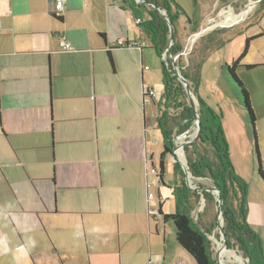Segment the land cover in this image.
I'll use <instances>...</instances> for the list:
<instances>
[{"label": "rangeland", "instance_id": "obj_1", "mask_svg": "<svg viewBox=\"0 0 264 264\" xmlns=\"http://www.w3.org/2000/svg\"><path fill=\"white\" fill-rule=\"evenodd\" d=\"M175 1L183 8L174 22L176 40H183L185 47L183 61L179 64L186 66L190 62L191 71L194 67L200 71L199 94L217 113L222 115V128L228 142L231 161L236 174L246 185L244 197L246 221L261 238L264 250V178L259 173V161L255 148L256 136L264 170V36L251 41L248 53L236 70L238 77L250 93L256 116L254 125L245 106L241 88L227 68V64L237 59L243 51L246 38L264 30V0L255 3L254 7L246 11L243 10L246 9L245 4L248 0ZM173 14H177L175 9ZM232 17L235 21L231 20ZM203 29L206 31L204 32ZM196 30L197 35L194 33ZM185 37H188L187 41L183 39ZM144 39L146 40V37ZM174 42L175 40L173 44ZM147 43L149 47L147 46L148 48L143 51L142 64L139 48L119 50L121 54L117 61V69L119 79L129 82L137 90L138 99L129 97L128 105L140 114L141 121L144 117L146 122L144 145L146 141L147 151L153 155L155 166L159 167L163 138L157 122V114L158 103L163 93L161 66L163 59L157 55L151 43ZM247 65H254V67L247 68ZM143 67L142 77L141 68ZM142 79L144 88H151L156 92L155 96L145 100L144 108ZM194 97L197 101L195 95ZM169 111L171 115L178 113L172 108ZM53 121L55 141L53 165H56V162L60 163V154L58 158L57 150L63 149L64 160L68 154L72 153L77 158L74 163L80 172L83 169H94L97 179H77L76 185H60L57 179L54 184L53 182L50 184L49 180L38 182L47 184L52 189L50 193L46 187L42 192L47 204L52 209L56 207L58 214H43V220L61 251L59 254L57 248L51 246L44 235L35 236L34 258L38 264H185L180 257L182 252L179 249L185 250L176 239L173 220L164 222L163 217H160L157 221L153 218L149 221L147 216V208L153 212L158 206L159 195L162 199L163 212L165 214L176 212L177 201L174 191L175 184L177 182L181 184L179 177L191 191L188 200L189 215L193 222L201 227L209 240L214 263L220 264L217 261L220 253H217L218 245L214 237L221 242L224 241L219 228L220 225L225 224L223 211L221 216L218 213L221 196L220 191L218 194L205 190L211 193L210 196L205 197L204 190L201 191L199 187L213 188L211 178L209 176L195 177L190 171L187 156L193 155L190 149L196 142L185 145L182 159L177 152L178 161L174 162L171 155L166 156L165 184L160 181L156 184H146V180H143L146 198L150 193L154 197L152 200L148 198L147 205H141L142 191L137 188V179H133L135 176L128 171L129 179H122L124 174L119 163L112 162L111 156L104 155L102 144L105 136H100L98 133L95 119L60 122L53 118ZM61 125L86 126V128L82 129L81 133H76L72 141L69 139L61 141L57 135V129ZM194 126L197 127L195 121L191 129ZM178 136H175V145H178ZM111 138L118 139L115 134ZM186 147L189 148L188 152L185 150ZM205 147L212 157L210 147ZM197 148L202 153L204 147ZM100 150L102 152L99 157ZM69 162L68 160L63 162L64 169ZM174 164L180 169L179 177L175 172ZM183 166L188 168V182ZM148 172L150 173L149 182L152 183L155 175L150 163ZM63 180L66 184H71L70 181ZM70 187H76V189L70 190L68 189ZM54 194L57 195L56 201L53 199ZM72 195L78 198L75 201L66 198ZM83 196L89 199L84 201ZM70 209L80 210L81 213H71ZM20 215L37 217L36 213H20ZM95 238H104V244H94ZM3 239L4 237L0 235V240L3 241ZM227 241L228 249L236 250L242 256L244 264H249V259L242 255L238 245L229 239ZM220 255L222 257V254ZM10 257L13 261L17 259L14 253H11ZM29 259L31 264H36L33 258ZM192 260L194 264H197L194 258Z\"/></svg>", "mask_w": 264, "mask_h": 264}, {"label": "crops", "instance_id": "obj_2", "mask_svg": "<svg viewBox=\"0 0 264 264\" xmlns=\"http://www.w3.org/2000/svg\"><path fill=\"white\" fill-rule=\"evenodd\" d=\"M64 1L65 9L58 14L56 0H0V235L4 237L0 240V264H31L29 258L38 264L34 242L39 234L61 253L43 220V214H58L42 192L46 187L50 193L52 189L39 181L54 184L57 179L60 185H76L77 179H97L94 169L80 172L72 153L64 160L63 149L57 150L60 163L53 165V118L60 122L95 119L98 133L105 136L104 155L119 163L122 179H129L128 171L135 176L137 188L142 191L141 205L148 203L143 180L146 184L159 182L153 155L148 153L146 141L144 145V117L141 121L140 114L128 105L129 97L138 99L137 90L119 79L117 69L119 50L139 48L142 64L143 51L148 48L119 46V40L141 43L149 39L136 22L130 4L123 0ZM250 2L243 11L255 6L248 7ZM61 38L73 48L61 50ZM143 72L144 67L142 77ZM147 98L142 97L143 108ZM85 128L61 125L57 135L61 141H72ZM113 134L117 140L111 138ZM66 160L70 162L64 169ZM149 163L155 175L152 183ZM66 198L75 201L78 196ZM53 199L56 201V194ZM83 199L87 201L89 197ZM20 213H36L37 217ZM93 242L100 245L105 239L95 238ZM179 250L185 264L193 263L185 249ZM11 253L17 255L16 260L11 259Z\"/></svg>", "mask_w": 264, "mask_h": 264}, {"label": "trees", "instance_id": "obj_3", "mask_svg": "<svg viewBox=\"0 0 264 264\" xmlns=\"http://www.w3.org/2000/svg\"><path fill=\"white\" fill-rule=\"evenodd\" d=\"M123 1L130 4L135 18H141L143 20L139 25L144 30L151 43V47L154 48L157 55L163 59V53L166 52V59L163 60L161 64L163 93L158 103L157 114V122L163 138V150L160 154L156 176L159 178L160 182L165 184V158L167 155H172L173 153L175 148V136H182L180 134L186 131L188 132L195 121L194 110L190 104L185 87L176 74L175 68L178 66L181 74L187 79L189 87L198 100V113L201 121L200 136L192 149H190L193 155L187 156L190 171L195 177L209 176L213 180L214 186L220 191V198L223 200L222 211L225 218L224 229L227 238L238 245V249L242 255L249 259V264H264V250L261 238L251 229L246 221L244 198L246 194V185L236 174L232 164L228 142L222 128V115L217 113L200 96V71L195 67L194 70L191 71L192 64L189 61L186 66L184 64H179L183 61L182 57L185 51L183 44L176 40L175 36L174 44L169 46L170 25L167 18L160 10H165L170 20L174 23L179 12L183 11L182 6L175 0ZM149 3H154L155 6ZM174 9L177 13L175 15L173 14ZM174 34H177L175 25ZM261 36H264V30L254 36L247 37L245 46L239 57L234 59L230 64H227L228 71L241 88L245 106L253 125L255 124L256 116L252 107L250 93L242 80L238 77L236 70L240 66L242 59L248 53L251 41ZM108 57L113 66V58L110 52H108ZM246 67L252 68L254 65H247ZM192 72H194V74ZM149 89L151 88L142 89L143 98L147 97L146 91ZM171 108L178 113H173L174 115H171L169 111ZM194 138L188 137L187 141ZM205 146L210 147L213 155L212 157L208 154ZM197 147H204L202 148V153L198 151ZM255 148L259 161V173L264 178V170L261 164L256 136ZM185 150L188 152L189 148L186 147ZM174 167L179 177L180 169L176 164H174ZM179 179L181 184L177 182L174 191L177 201L176 212L165 214L162 210V201L159 199L157 212L152 213L148 210V217L156 221L160 217H163L164 222L173 220L178 243L195 259L197 264H215L212 258L209 240L201 227L193 222L188 212V200L191 191L184 185L183 179L181 177H179ZM203 193L205 197L211 194L207 191H203Z\"/></svg>", "mask_w": 264, "mask_h": 264}, {"label": "water", "instance_id": "obj_4", "mask_svg": "<svg viewBox=\"0 0 264 264\" xmlns=\"http://www.w3.org/2000/svg\"><path fill=\"white\" fill-rule=\"evenodd\" d=\"M138 1H140V0H138ZM149 4H151L152 6H155L154 3H149ZM160 12H161L163 15H165V17L167 18V21H168V23H169V25H170V43H169V46H172V45H173L174 38H175V34H174V23L170 20V17L168 16V14H167V12H166L165 10H160ZM175 69H176V68H175ZM176 74H177L178 78L180 79V81L182 82V84H183L184 87H185V90H186V93H187V95H188V98H189L190 104H191V106H192V108H193V110H194L195 121H196V125H197V133H196L195 138L192 139V140H188V141L184 144V147H185V145H187V144H190V145H191V144H193L194 142H196V141L198 140V138H199V136H200V131H201V121H200V115H199V113H198V107H197L198 100L196 101V99H195V97H194V94H193L191 88H190L189 85H188V81H187V79L181 74L180 71H176ZM182 134H183V133H182ZM182 134H180V135H182ZM177 147H178V145H175V148H174L173 153H172V155H171L172 158H173V160H174V162L179 160V158H178V154H177ZM183 168H184V171H185L184 174H185V176L187 177V178H186V181L188 182V168H187V167H184V166H183ZM199 189H200L201 191H203V190H204V191H205V190H208V191H212V192H215V193H218V194H219V190H218L216 187H213V188L199 187ZM219 202H220V206H219V208H218V213H219V215L221 216V214H222L223 200L220 198ZM219 228H220V231H221V233L223 234V238H224V241L222 242V244H223L224 248L227 249V248H228V241H227L228 238H227V236H226V232H225V229H224V225H220ZM179 245H180V244H179ZM180 246H181V245H180ZM181 247H182V246H181ZM182 248H183V247H182ZM183 249H184V248H183ZM217 261L221 264V262H220V260H219V256H218V258H217Z\"/></svg>", "mask_w": 264, "mask_h": 264}, {"label": "bare ground", "instance_id": "obj_5", "mask_svg": "<svg viewBox=\"0 0 264 264\" xmlns=\"http://www.w3.org/2000/svg\"><path fill=\"white\" fill-rule=\"evenodd\" d=\"M251 3V2H250ZM252 4V3H251ZM250 4V6H254V5H251ZM249 6V7H250ZM235 17V16H234ZM243 17V16H242ZM231 18V17H230ZM239 18V17H238ZM234 18L232 17V19L231 20H233ZM240 19V18H239ZM233 21H235V20H233ZM239 21V20H238ZM230 23V22H229ZM195 124H196V121H195ZM196 130H197V127L196 126H194L192 129L190 128L189 130H188V132L186 133V132H184L183 134H185V135H183L182 134V136H178V138H177V142H178V147H177V152L181 155V159L183 158V153H184V144H185V142H187V139H188V137H190V138H194L195 137V135H196ZM187 137V138H186ZM190 140H192V139H190ZM193 183V182H192ZM193 185V184H192ZM197 186V185H196ZM214 240H215V242L217 243V245H218V254L220 253V254H222V257H221V255L219 254L218 256H219V259H220V257H221V264H228V263H233V264H244V261H243V259H242V256L236 251V250H234V249H225L224 248V246H223V244H222V242L219 240V239H217L216 237H214ZM245 260V259H244Z\"/></svg>", "mask_w": 264, "mask_h": 264}, {"label": "built area", "instance_id": "obj_6", "mask_svg": "<svg viewBox=\"0 0 264 264\" xmlns=\"http://www.w3.org/2000/svg\"><path fill=\"white\" fill-rule=\"evenodd\" d=\"M138 1V0H137ZM251 1V5H255V3H258L259 0H250ZM56 4H57V12L56 13H61V11H63L65 9V1L64 0H56ZM143 20L141 18H136V22L139 24L141 23ZM0 28H1V24H0ZM203 31L205 32L206 30L203 29ZM195 35H197V33H195ZM117 45L119 46H123V47H146L149 44L146 41H143L141 43H138L136 41H123V40H119L117 42ZM60 48L61 50H71L73 48L72 44L66 40L65 38H61L60 41ZM163 60L166 59V52L163 53ZM176 60V59H175ZM176 71H180L179 67H176ZM147 93V97L151 98L153 96L156 95V92L153 91V89H149L148 91H146ZM153 184H156V181L153 182ZM154 195L152 193H150L148 195L149 200L153 199ZM157 212V207L155 209V211H153L152 213H156Z\"/></svg>", "mask_w": 264, "mask_h": 264}, {"label": "flooded vegetation", "instance_id": "obj_7", "mask_svg": "<svg viewBox=\"0 0 264 264\" xmlns=\"http://www.w3.org/2000/svg\"><path fill=\"white\" fill-rule=\"evenodd\" d=\"M212 180V179H211ZM212 182H213V180H212ZM213 185H214V183H213ZM215 187V186H214Z\"/></svg>", "mask_w": 264, "mask_h": 264}]
</instances>
